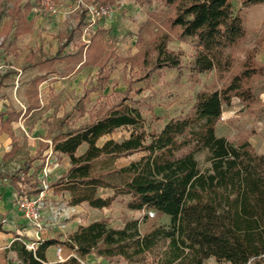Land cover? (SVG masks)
Wrapping results in <instances>:
<instances>
[{
  "label": "trees",
  "instance_id": "1",
  "mask_svg": "<svg viewBox=\"0 0 264 264\" xmlns=\"http://www.w3.org/2000/svg\"><path fill=\"white\" fill-rule=\"evenodd\" d=\"M100 1L106 0H93ZM163 1L172 6L170 21L181 36L195 39L194 70L216 69L220 76L229 73L234 66L231 48L246 36L243 17L234 12L232 0ZM260 2L264 0H244L245 5ZM80 10L84 18L81 24L88 23V9L82 6ZM97 31L89 46H80L67 57L82 65L100 64L106 40L104 30ZM114 53L110 51L106 59L120 60ZM146 53L141 66L147 74L150 69L178 68L182 64L180 55L169 48L167 35L154 40L151 59ZM33 58L34 55L28 56L32 64L51 65L58 57ZM104 67L100 65L97 76L100 83L107 78ZM261 68L251 55L247 56L241 71L232 75L227 85L199 92L192 112L171 118L160 131L149 134L139 131L145 119L139 108L123 99L99 108L77 129L53 139V149L68 155L70 166L52 186L56 192H68L71 205L87 203L102 209L127 194L130 209L169 215L168 227L154 225L143 233L140 218L127 219L122 227L98 219L79 225L66 239L40 240L35 249H30L18 236L6 251H14L19 264H86L85 258L93 253L106 260L96 264H113L120 258L133 262L165 242L159 264H205L211 257L229 264H264V153L257 152L249 140L238 143L217 134L224 104L231 103L233 96L252 98L251 89L245 88L244 83L259 74ZM9 74L11 71L4 76ZM38 106L36 98L28 109ZM4 114L0 113L2 130L16 142L11 123L20 113L6 118ZM122 126L132 127L129 137L122 140L109 137L100 143ZM84 143L87 148L80 153L79 147ZM11 152L5 154L4 160ZM136 152L143 153L139 159L113 168L114 174H129L127 178L115 181L107 177L106 170L94 171L95 162L102 158L115 160ZM201 153L205 154V166L198 158ZM36 158L30 159L23 177ZM100 188H111L114 192L105 197ZM53 245H62L63 252L64 247L70 251L64 253L65 260L47 258V250Z\"/></svg>",
  "mask_w": 264,
  "mask_h": 264
},
{
  "label": "rangeland",
  "instance_id": "2",
  "mask_svg": "<svg viewBox=\"0 0 264 264\" xmlns=\"http://www.w3.org/2000/svg\"><path fill=\"white\" fill-rule=\"evenodd\" d=\"M43 1L35 0V11L47 22L56 23V26L50 29L51 33L23 36L16 48L15 43L9 39V52L2 60L6 65H14L9 69H15L19 73H11L3 80L0 75V80L3 81L0 86V111L12 110L14 114L21 112L12 123L20 146L0 166V199L14 203L17 195L22 193V188L30 194H36L37 189L48 183L42 200L43 222L46 224L40 229L42 240L66 239L77 226L98 219H106L111 226L122 227L127 219L140 218L143 233L154 225L168 227L171 223L167 214H158L154 210L130 209L127 206L130 196L127 194L120 195L111 206L98 209L87 203L71 205L70 195L67 196L66 191H55L52 182L67 170L69 161L55 155L51 148L45 147V143L62 131L77 129L101 107L125 99V103L139 108L145 119L143 128L139 131L144 130L148 134L160 131L171 118L192 112L199 92L227 85L231 76L241 71L246 57L251 55L256 65L263 67L259 74L244 83L245 88L251 89L253 96L249 100L233 96L231 103L224 104L222 117L217 124V134L238 143L249 140L257 152L264 153V2L245 5L244 0H232L234 12L243 17L246 36L231 48L233 68L220 76L216 69L206 72L194 70L195 39L182 37L180 30L171 24L173 9L163 0L100 1L107 12L97 16L92 23L83 22L81 25L78 24L82 20L78 0H55L60 5V10L54 14L42 8ZM92 2L93 0L84 3L93 7L95 4ZM8 9L9 5H6V14L9 13ZM98 27L104 29L106 35V48L102 52L100 64H86L79 68L74 67L76 61L73 58L60 59L55 64L57 70L48 75H44L45 70L38 65L23 67L26 53L33 49H39L47 56H55L60 41L65 43L64 51L67 54L80 46H89L95 33H98ZM162 35H167L169 48L180 55L182 64L178 68L150 69L147 74L141 66L144 53L147 51L146 56L151 59L154 40ZM110 51L115 52L120 60L113 57L107 60L106 56ZM100 65H104L108 72L102 83L97 80ZM39 75H44V80L39 84L41 107L29 111L27 96L33 93L29 83ZM87 94L88 97H85ZM131 129L132 127H119L102 138L100 143L109 137L117 140L127 138ZM0 144V151L10 149L11 139L3 134L0 136ZM142 154L136 152L115 160L102 158L95 162L94 171L106 170L108 178L120 181L123 177H129V174H114L113 168L128 165ZM37 155L40 158L33 162L31 174L27 173L23 177L27 164L31 163L30 159ZM198 158L205 166V154H199ZM46 168L49 175L44 174ZM113 192L111 188L100 190V194L105 197ZM53 210L59 213L58 223L63 226L52 223ZM1 215L4 213L0 214V220L3 218ZM35 230L37 231L36 228ZM35 235L30 236L31 241H38ZM54 246L57 248L58 245ZM165 246L166 243L161 242L133 262L120 258L113 264H159ZM7 260L12 261V257H7ZM100 260L93 253L85 258V263L96 264ZM205 264L229 263L211 257Z\"/></svg>",
  "mask_w": 264,
  "mask_h": 264
},
{
  "label": "crops",
  "instance_id": "3",
  "mask_svg": "<svg viewBox=\"0 0 264 264\" xmlns=\"http://www.w3.org/2000/svg\"><path fill=\"white\" fill-rule=\"evenodd\" d=\"M34 4H35V0H0V38L3 39V45L0 47V50H1L0 52L2 54V57L5 56V54L7 52H9L8 51L9 39H11L12 42L15 43L14 48H16V46H19V42L21 41L23 36L28 35V34H32V33H51L50 29H53L56 26V23L47 22L43 16L38 15L37 12L35 11ZM6 5H9V9L7 10L9 12L8 14H6L5 10H4ZM80 15L82 16V14H80ZM83 20H84V18L82 17V20L79 21L78 24L81 25ZM100 28L101 27H98V30ZM105 40H106V35H105ZM64 48H65V43L60 41L58 46H57V52H56L57 55H55V56H49V55L47 56V55L43 54L41 51H39V49L38 50H34V49L30 50L25 55V64L23 65V67L28 68L31 66H37L38 65L40 68L45 70L44 75L54 73L57 70V68L55 66L56 62L60 59H62V60L70 59V57H67V56L73 55L74 53H76L80 47H78V49L76 51H73V52L68 53V54L65 53ZM30 55H34L33 59H36V57H39V58H41V60H45V59L50 58V57H58V58L51 65H44L41 62H37V63L32 64L28 61V56H30ZM74 63H75L74 67H79V68L82 67V62H74ZM15 68L18 69L17 67H15ZM18 70H20V69H18ZM9 71H11V73H16V74L19 73V71L15 70V69H7L5 71H0V73H1L0 75L2 76V78H1L2 80L4 78L9 77V76H4ZM44 75L43 76L42 75L36 76L29 83V88H30V90H33V93H30L27 96L28 103L32 102L33 100H36V98H38V100H39V106L31 108V109H29V111H35L41 107L39 84L44 80ZM38 77H42V78H41V80L36 82V79ZM2 80H0V86L3 82ZM28 106H29V104H28ZM0 113H5L4 118L8 117V115L14 114V112L12 110L0 111ZM17 113L21 114V112H17ZM13 122H14V120L12 121V123ZM12 123H11L12 130L14 132L15 137L17 138L16 142L13 141L12 137L6 131L2 130V125H1V121H0V136H2L3 134H6L11 139V148L0 151V166H1L2 162L5 161L9 156L14 155L20 146L17 143L18 142V135L16 134ZM63 132H67V131H62L59 134H61ZM59 134L52 136V140L45 143V145H46L45 147L51 148V150L53 151V153H55V155L58 154L61 157H63L64 160H68L69 166H70V157L68 155L62 153V152H59V151H56L53 149V139L56 136H58ZM0 146H1V144H0ZM86 148H87V144L84 143L79 147V151L82 149V152H83ZM12 149H14L15 152H11ZM9 152H11V153L4 160L5 154L9 153ZM82 152H80V153H82ZM37 156H38V158H40L39 155H37ZM36 159H34L33 162ZM33 162H32V168H34ZM30 170H29V173H30ZM0 172H1V169H0ZM0 178H2V177H0ZM101 189H105V188H100L99 192ZM67 196H69L68 192H67ZM107 196H109V195H107ZM2 213H4L5 216L4 215H1V216L3 218H6L7 221L3 222L2 220H0V224L2 225V230H0V264H10V263L11 264H19L16 253L14 251L7 252L6 249L10 246L12 241L15 240L18 236L20 239L24 240L27 244L31 243L32 241L30 239V236H34V234H36V230L33 226L29 225L25 221L23 216L16 209L14 203H12L10 200L7 201V200H1L0 199V214H2ZM77 228H78V226H77ZM64 253H66V255H67L70 253V251L68 250V253H67V248L64 247ZM7 257H9V258L12 257V261L9 262L7 260ZM47 258L50 261H57L58 260L56 246L53 245V246L48 248ZM100 261H102V258Z\"/></svg>",
  "mask_w": 264,
  "mask_h": 264
},
{
  "label": "built area",
  "instance_id": "4",
  "mask_svg": "<svg viewBox=\"0 0 264 264\" xmlns=\"http://www.w3.org/2000/svg\"><path fill=\"white\" fill-rule=\"evenodd\" d=\"M78 7L81 9L82 6L86 7L88 9L87 15L89 16V22L92 23L95 21L97 16H100L102 14H105L107 12V9L101 2H92L95 5L93 7L86 5L83 0H78ZM44 7V8H43ZM42 8L45 11H49L50 13L54 14L57 13L60 10V5L55 0H44L42 2ZM3 45V39L0 38V47ZM1 51V50H0ZM2 54L0 52V71H5L9 68H13V65H6V63L2 60ZM44 174L49 175L48 168L45 169ZM47 182V181H46ZM49 184L45 183L44 187L40 189V191L36 194H30L29 192L25 191L24 188H22V193L18 194L17 197L14 200L16 209L19 211V213L23 216L25 221L35 227L37 229L36 231V237L38 241H32L28 244V247L30 249H35L37 246V243L42 240L41 238V232L40 229H42L46 224L43 222V199L45 197V188H48ZM53 221L52 223H57L60 226H63L61 223H58L59 219V213H57L55 210H53ZM3 222H6L7 219L3 218ZM49 224V223H47ZM57 257L58 260L63 261L67 257L65 256L63 252V246L58 245L57 246Z\"/></svg>",
  "mask_w": 264,
  "mask_h": 264
}]
</instances>
